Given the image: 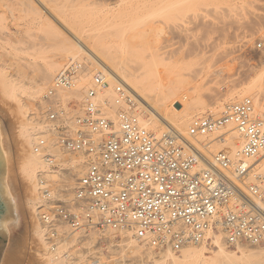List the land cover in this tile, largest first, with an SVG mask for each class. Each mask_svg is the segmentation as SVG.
<instances>
[{
    "label": "built area",
    "instance_id": "obj_1",
    "mask_svg": "<svg viewBox=\"0 0 264 264\" xmlns=\"http://www.w3.org/2000/svg\"><path fill=\"white\" fill-rule=\"evenodd\" d=\"M81 67L68 61L43 97L46 120L57 130L59 145L86 157L70 202L54 196L51 182L39 176L36 217L50 251L61 226L68 235L94 230L120 236L128 230L155 254H179L189 245L215 246L214 233L228 247L264 246V176L249 177L250 160L264 151V118L254 113L252 98L224 105L216 117L192 120V129L202 133L233 124L242 141L237 158L221 149L199 168L196 148L170 129L156 134L140 123L134 95L124 84L115 85L112 103L98 100V90L108 85L100 71L92 75L93 86L84 89L77 113L57 102V90L72 88ZM111 104L115 120L108 113ZM46 159L57 166L51 155ZM90 260L106 264L99 252L90 254Z\"/></svg>",
    "mask_w": 264,
    "mask_h": 264
},
{
    "label": "rangeland",
    "instance_id": "obj_2",
    "mask_svg": "<svg viewBox=\"0 0 264 264\" xmlns=\"http://www.w3.org/2000/svg\"><path fill=\"white\" fill-rule=\"evenodd\" d=\"M76 1L77 0H74V3H70V5L74 4L73 6L75 7H72L63 15L65 18H59V15H56L60 21L55 17L53 18L55 20L52 19L56 27L54 29H57V32H60L62 37H69L71 40L70 42L73 41L72 43L76 45L80 43H77V40V42H75L73 35H81V32H84L85 30L84 33L90 32L88 33L89 35L96 33V35L93 34L90 38L95 41L97 40L99 46H105L103 49L108 50V48L110 49L112 47L109 52L110 54L115 53V56H117L116 59L114 57L116 62L118 61V58H125V62L130 65L133 72L135 69L137 70H135L134 75L140 74L141 77L145 76L148 80L152 81L150 83L152 86L154 85V88L162 83L161 85H163L162 88L164 90L167 91L173 89L172 91H177L179 94L175 93V96H179L180 98L176 97L175 100L178 101L174 102V107L178 110L183 107L181 106V103L184 102L186 95L188 97L191 95L192 97L198 96L201 99L200 104L203 105L204 103L205 107L199 115L192 117V120L195 117L201 116L216 117L220 114L224 105L239 101L244 97L252 98L254 104V91H246V86L250 83L252 77H254L255 72L259 71L264 65V0ZM83 3L84 5L82 6L84 7H81V4ZM43 12L45 13V11ZM132 17H134L136 21H138V17H143L142 19L145 20L144 24L146 23L143 27L148 29L152 23V27H157L159 29L158 31H155L158 34L155 35L154 32L144 35L141 38L132 39L129 35V31L123 23L128 22L126 21L128 19L129 23L131 21V23H134ZM82 20L86 22L87 20L90 21L89 23H83ZM97 20L99 22L100 20L102 21L99 23ZM143 20L141 23L138 21L141 24L140 26L143 25ZM104 21L108 25H116V27L112 25L116 28L115 31L111 25L104 31L105 27H107V24H105ZM94 22H97L95 23L96 26H100L103 22L105 27H102L103 25H101L99 28L95 29L96 26L94 25ZM138 22H136L135 26H139ZM82 23L84 26H82ZM123 25L125 27H123ZM68 26L69 28L72 27L70 28L72 29L71 31ZM89 27L90 29L93 28V30H98L102 27L103 29H101V31L103 30L106 32V35L103 31H100L101 35H99V32L97 34V31L92 32L93 30H90ZM87 28L90 31H88ZM109 28L111 30L113 29L114 32H111ZM78 30L79 32H77ZM108 31L110 32V35L107 34ZM51 33H53V30H48V28L39 31L40 36L42 35L43 38L49 36ZM84 33L82 35H85ZM111 33L113 34L111 35ZM89 35H87V37H89ZM93 42L91 41L90 43ZM257 42H262L263 47L258 49L256 46ZM108 43L111 45L109 46ZM131 46L143 50L146 49L147 55L145 56L144 53L143 55L145 57L143 55H135V53H132L134 51L133 49L132 52L131 50H128ZM103 49H101L102 56L108 52L104 50L103 53ZM120 50L122 51V54L119 56ZM52 52L53 50H51V53ZM107 54L108 53L105 54L106 57H108ZM4 58L7 60L6 64L13 61V59H10L8 56ZM71 58L72 57L70 56H65L60 60L61 66L53 72L46 90L52 85L54 75L63 68ZM81 58L85 60L86 56L83 55ZM81 58L79 59L77 57L76 60L83 61ZM145 60L149 62V65L144 62ZM160 60L163 61V64ZM143 62L148 66H145ZM158 63H160V65ZM165 64L168 65L169 68L164 67V69H166L165 71H162L161 68L163 67H161V65L164 66ZM170 70L173 72L171 73ZM8 73H13L11 68L6 71V74ZM159 75L162 77V80L158 78L160 77ZM91 79L92 76L81 85L79 84V81L75 79V85L77 87L80 85V90L76 91V93L67 94L64 101V106L68 104L72 114L77 113L80 110L82 99L84 98V89L89 88L88 85L92 83ZM160 80L161 82H159ZM117 84L118 82H115L114 87ZM124 86L129 89L127 85L124 84ZM74 87L75 86H73V88ZM158 87H160V85ZM260 87L264 89V80ZM46 90L42 94L43 97ZM130 92L136 97V94L132 92V90H130ZM263 92L264 91L262 90V94H264ZM112 94L113 95L110 98L111 100H109L111 103L114 96V88ZM183 94L186 95L181 97ZM258 94L260 95L261 93L258 92ZM98 100L103 101V98L100 97ZM22 102L25 104L24 113L20 115L16 110V101L5 96L0 89V128L9 159L8 171L6 172L7 183L14 200L15 209L18 213L17 223L15 224L11 221L6 228L7 237L0 256V264H48V253L46 255L47 247L42 245L41 240L34 233L35 224L40 223L36 217V211H33L27 203L29 196L25 192V184L21 178L19 168L22 157L28 149L25 138L20 135L21 124L22 122H26L29 127L36 126L33 123L31 114L32 102L26 98H23ZM59 103L61 102L59 101ZM135 103L136 107L133 111L136 115L138 116V114H141L148 117V111H144L143 107L140 106L136 100ZM113 107L114 105L108 109V113L112 118H115V110ZM254 113L257 116L262 117L255 112V109ZM148 129L157 132L154 128ZM164 129H170L175 132L169 125ZM194 131L201 133L197 130ZM217 135H220V132H216L212 136ZM38 137L43 140L42 134L38 133ZM213 142L214 140L210 143ZM221 149L227 150L224 147H220L217 148L216 152ZM64 152L65 158L72 157L66 151ZM70 162L71 159L67 164ZM203 166L204 165H202V167ZM50 167L58 173L64 171V168H66V166L59 164L55 167L50 165ZM84 168L81 170L80 174H78V177L81 176ZM75 181L70 191V194L72 195ZM51 186H53L52 182ZM59 198L61 197L59 196ZM79 232L74 233L76 239L68 244L66 247L67 249H65V252H70L67 259L69 257L77 259L83 254L82 257L85 261L88 260L87 262H89L90 254L99 252L101 258L106 261V264H124L125 261H127L128 264H134L133 262L135 259L133 258L134 260L132 261L131 255L129 256V254H127V257V255L125 253L123 254L120 250L121 247L118 246L117 241L121 238V233L120 236H115V232L95 231L94 236L97 237V240L102 244L101 247H98L94 244L95 240L92 242L88 235L86 237V235L84 236L83 233L81 234V232ZM107 239L111 241L109 242ZM139 244L140 246H143L141 248L144 251L148 252V248L145 245H141V243ZM109 245L112 247H109ZM223 245L227 250L238 251L237 247ZM247 246L249 247L250 245ZM250 247L253 248L255 246ZM214 249H216V246L205 245V254L211 256L213 254L212 250ZM46 256L47 260L45 259ZM152 256L154 255L152 254ZM71 258L67 260L68 264L81 263L80 261L75 259L72 260ZM121 260L122 262H120ZM85 261L82 263L87 264ZM127 262H125V264H127Z\"/></svg>",
    "mask_w": 264,
    "mask_h": 264
},
{
    "label": "bare ground",
    "instance_id": "obj_3",
    "mask_svg": "<svg viewBox=\"0 0 264 264\" xmlns=\"http://www.w3.org/2000/svg\"><path fill=\"white\" fill-rule=\"evenodd\" d=\"M73 1L74 0H0V89L5 96L16 101V110L20 115L24 113L25 104L24 102H22V99L26 98L27 100L32 102L31 114L33 123L36 125L29 127L26 122H22L20 129V135L25 138L28 149L22 157L19 168L21 178L25 184V192L29 196L27 203L30 205L33 211H36L37 204L40 201V194L38 190V179L40 175L45 177L48 181L52 182V192L54 196H60L61 199L63 198V200H65L66 202H70L74 198L73 195L70 194L72 185L74 184V181L80 177H78V174H80L81 170L86 166V157L82 154L67 152L72 157L65 158V150H63L58 143V132L46 120L45 116V109L48 105V102L43 98L42 94L46 90L53 72L61 66L60 60L65 56L72 57L71 59H69L72 61H78L76 60L77 57L80 59L81 56H86L85 60L81 58L83 61H78L82 64V67L75 79L79 81L80 85L86 82V80L91 77L97 70L102 72L103 76L108 82V85L105 88L98 90L96 97L97 99L102 97L103 100H111L110 98L113 95L112 93L115 82L127 85L128 88L136 94V97L134 96V99L137 101V103L143 107L144 111H148L149 113L148 117L138 114L140 123L147 129L154 128L158 133L155 131L152 132L156 134H161L162 132H164V128H166L168 125L171 126L176 132L175 134L177 136H180V138L185 141L188 147L196 148L200 153L201 158L198 161L199 168H201L205 162L211 161L213 154L216 152L217 148L220 147L226 148L228 153L233 158L238 157L242 141L240 135L236 130H234L233 124L223 125L213 132H207L208 134L205 132L198 133L192 129V117L199 115L205 107L204 103L203 105L200 104L201 99L197 95V97H192V95L188 97L186 94L181 95V97H184L185 95L186 96L184 98V102L181 103V106L183 107L178 110L174 107V102L178 101L175 100L177 97L175 96V93H178L177 91L174 92L172 91L173 89H169L167 91L164 90L162 88L163 85H161L162 83L159 84L160 87H158V85V88H154V85L152 86L150 83L152 81L148 80L145 76L141 77L140 74H138L139 76L134 75L136 69L133 72V69L130 67V65L125 62V58H118V61L116 62L115 59L117 56H115V53L110 54L109 52L112 47L110 49L108 48V50L103 49L105 48V46H99L97 40L95 41L90 38V36L92 37V35H96V33H92V35H89L88 33L90 32L84 33L86 31L85 30L84 32H81L85 35H73L75 42L78 41L77 43H80L77 45L72 43L73 41L70 42L71 40L69 39V37H62L60 35V32L58 33L57 29H54L56 27L53 22V20L55 19L53 18L55 17L58 21H60V17H64L63 15L69 9L75 7L73 6L74 4L70 5V3H72ZM82 5H84V3L81 4V7H84ZM43 11H45V13ZM8 14L10 17L8 16ZM56 15H59V18L56 17ZM142 18L138 17L137 20L141 23L143 20ZM134 19L135 18L132 17L134 23H131L132 21L129 23V19L126 20L128 22H123L132 39L141 38L144 35L154 33L156 30H159L157 27H152V23L150 24V28L148 29L143 27L144 25H146V23L144 24L145 20H143V25L140 26L141 24L136 21V19ZM89 21L87 20L88 23ZM101 21L102 20H100V22ZM82 22L87 23L83 20ZM136 22L139 23V26H135ZM95 23L97 22H94V25L96 26ZM104 23L102 22L100 26L103 25L102 27H105L104 25L107 23ZM110 25L111 24H107V27H105L104 31ZM112 25L111 27H113ZM124 25L123 27H125ZM82 26H84V24ZM100 26H96L95 29L99 28ZM102 27L98 30H93V28L90 29V27L89 29L93 30L92 32L97 31V34L99 32V35H101L100 31L101 29H103ZM114 27H116V25H114ZM114 27L113 29L115 31L116 28ZM45 28H48V30H53V33L43 38L42 35L40 36L39 31ZM89 29L88 31H90ZM113 29H110V31L114 32ZM71 30L72 29H70V31ZM77 32H79V30ZM108 32L107 34L110 35V32ZM104 34L106 35V32H104ZM112 34L113 33H111V35ZM157 34L158 33L155 32V35ZM87 35H89V37H87ZM91 41L94 42L90 43ZM101 49H103V53L104 50H106L108 51L106 53L110 55L107 54L108 57H106L105 53L102 56ZM132 49L134 50L133 52ZM51 50H53L52 53ZM128 50H131V52L135 53V55L137 54V56H142L143 53L145 54V56L147 55L146 49L143 50L131 46V48L129 47ZM120 51L119 56L120 54H122V51L121 53ZM7 56L10 59H13V61L9 64H6L7 60H5L4 58ZM144 62L148 63L149 65L148 61L145 60ZM144 62L143 64L145 65ZM162 62L163 61H161V63ZM158 64L160 65V63ZM148 65L146 64L145 66ZM161 67H163L161 68L162 71H165L166 68H169V66L166 64L164 66L161 65ZM164 67L166 68L164 69ZM10 68L13 73L6 74V71ZM58 72L54 75V77L58 74ZM170 72L172 73L173 71L170 70ZM158 78L162 80L161 76ZM161 80L159 82H161ZM263 80L264 65L259 71L255 72L254 77H252V80L246 86V91H254V109L255 112L262 117H264V94H262V90L264 91V89H262L260 86ZM80 85H78L77 87L74 84L75 87L69 88L68 90H57L55 100L57 102L60 101L64 106V101L67 94L76 93V91L80 90ZM88 86L89 88L92 87L93 83H90ZM258 92H260L262 95H259ZM177 98L180 97L178 96ZM113 120H115V118H113ZM216 132H220V135L212 136ZM38 133L42 134L43 140L38 137ZM213 140L214 142L210 143ZM36 145L40 146V149L37 152L34 151V147ZM0 148L6 163L4 184L10 196L11 207L14 216L4 222L5 227L7 228L9 222L13 221L15 224L17 223L18 213L15 209L14 200L7 183L6 172L8 171L9 159L6 146L3 141L1 128ZM46 154L51 155L56 160L57 164L66 166V168H64V171L58 173L57 171L52 170L46 159ZM70 159L71 162L67 164ZM250 164L252 169V173L249 174L250 178H252L253 175L257 174L264 175V151H261L258 155H256L253 160L251 159ZM80 232L81 234L83 233L84 236L86 235V237L88 235L89 239L92 242L93 240H95L94 244L96 246L101 247L102 244L99 240H97V237L94 236V230H81ZM34 233L35 235H37V237H39L42 245L44 247H47L46 255L48 253V264H68L67 260L71 257L67 259L70 252H65V249H67L66 247L68 244L76 239L75 234L68 235L66 227L61 226L59 228L60 238L58 239L53 250L50 251L48 242L44 238V227L41 224H35ZM117 242L118 246L121 247L120 250L123 252V254L125 253L126 255H131L132 261L135 259L133 262L134 264H264V246H255L252 248L250 246L248 247L247 245H238V251H230L225 248V246L223 245V238L218 233H214L213 235V242L216 246V249L212 250L213 254L211 256H207L205 254V244L186 246L178 255L170 252H161L155 254L149 248V250L147 249L148 252H146L141 248L143 246H140V242L135 240L132 237L131 232L128 230H124L121 232V238ZM109 247L112 246L109 245ZM152 254L154 256H152ZM47 256L45 257V259L47 258ZM82 256L78 257L77 259H73L84 263L85 259ZM87 261H85L87 264H95L94 262ZM120 262H122V260Z\"/></svg>",
    "mask_w": 264,
    "mask_h": 264
},
{
    "label": "water",
    "instance_id": "obj_4",
    "mask_svg": "<svg viewBox=\"0 0 264 264\" xmlns=\"http://www.w3.org/2000/svg\"><path fill=\"white\" fill-rule=\"evenodd\" d=\"M5 166L6 163L0 148V256L3 251L7 237V230L4 222L14 217L11 207L10 196L4 184Z\"/></svg>",
    "mask_w": 264,
    "mask_h": 264
}]
</instances>
